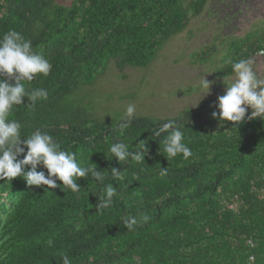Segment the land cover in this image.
Listing matches in <instances>:
<instances>
[{
  "label": "trees",
  "instance_id": "obj_1",
  "mask_svg": "<svg viewBox=\"0 0 264 264\" xmlns=\"http://www.w3.org/2000/svg\"><path fill=\"white\" fill-rule=\"evenodd\" d=\"M206 2L0 0V36L19 31L52 65L47 77L23 82L27 91L47 89L48 97L35 107L27 98L14 107L10 119L21 123V138L37 128L48 132L62 150L75 152L82 166L89 158L106 177L103 184L90 174L79 178L80 192L59 180V187L48 191L20 178L0 180V264H62V254L72 264H251L250 257L253 264H264V118L247 120L249 109L236 130L231 122L221 126L212 118L215 100L163 119L134 114L121 135L124 113L98 116L88 96L75 97L111 61L122 79L128 68H150L163 46L201 17ZM259 53H264V27L242 37L218 31L191 54V63L214 65L220 57L221 66L213 71L219 81L234 75V62ZM169 120L192 150L187 159L166 160V134H152ZM116 142L131 151L146 144L145 165L131 159L118 163L109 151ZM111 168L121 170V178H114ZM37 171L47 175L43 166ZM107 184L117 194L110 208L99 209ZM141 214L149 221L124 227L125 220Z\"/></svg>",
  "mask_w": 264,
  "mask_h": 264
},
{
  "label": "clouds",
  "instance_id": "obj_2",
  "mask_svg": "<svg viewBox=\"0 0 264 264\" xmlns=\"http://www.w3.org/2000/svg\"><path fill=\"white\" fill-rule=\"evenodd\" d=\"M253 65L252 59H240L232 64L234 82L226 85L224 77L225 92L217 98V110L212 112V118L218 119L221 126L223 122H231L232 128L236 130L245 121L249 109L251 112L247 120L264 118V79L254 71ZM51 69V63L43 54L35 51L32 42L19 31L9 30L0 36V180L20 178L29 186H47L45 191L59 187L56 183L59 180L62 186L73 192H80L82 188L77 183L79 178L90 174L94 181L103 184L105 171L98 170L97 165L90 163L89 158L87 166H82L77 161L75 152L62 150L52 135L39 128L27 138H21V123L10 119L14 107L23 105L25 98L29 107H35L38 100L47 99V89L27 91L23 82L33 81L38 74L47 77ZM212 83L203 77L202 86L207 90L206 94ZM135 111V105H128L125 113L127 119L119 124L121 135L131 126ZM152 134L155 137L166 134L162 141L166 160L178 155L187 159L193 155L185 142L183 131L174 120L164 123ZM139 144L143 142L137 145ZM109 151L118 163L131 159L145 165L146 144L138 151H131L130 145L116 142ZM21 156L23 158L18 159ZM38 166L47 169V175L43 171H37ZM160 171L162 175L166 174L167 167ZM111 174L114 178H121V170L111 168ZM104 193L98 200L99 209L111 207L112 198L117 194L116 187L112 184L104 185ZM149 219L147 214H141L139 218L133 216L125 220L124 227L132 230L134 226L146 223ZM61 258L62 264H72L67 254H62Z\"/></svg>",
  "mask_w": 264,
  "mask_h": 264
},
{
  "label": "rangeland",
  "instance_id": "obj_3",
  "mask_svg": "<svg viewBox=\"0 0 264 264\" xmlns=\"http://www.w3.org/2000/svg\"><path fill=\"white\" fill-rule=\"evenodd\" d=\"M71 1L58 0L66 5ZM263 27L264 0H207L201 17L192 20L186 31L170 39L150 68H128L124 72L126 78L122 79L111 61L92 82L82 85L75 97L79 101L88 96L98 116L108 112L116 118L125 114L130 104L136 106L134 114L157 119L174 116L185 107L214 105L225 92L224 83L234 82L235 75L224 83L218 81L213 78V71L221 66L220 57H216L214 65H193L191 54L210 44L218 31L223 36L242 37ZM253 61L254 71L264 79V53L254 56ZM203 77L213 82L208 94L202 86ZM190 87L194 91L186 92Z\"/></svg>",
  "mask_w": 264,
  "mask_h": 264
},
{
  "label": "built area",
  "instance_id": "obj_4",
  "mask_svg": "<svg viewBox=\"0 0 264 264\" xmlns=\"http://www.w3.org/2000/svg\"><path fill=\"white\" fill-rule=\"evenodd\" d=\"M261 54H262V53H259V55H261ZM256 55H258V54H256ZM256 55H255V56H256ZM250 263L253 264V258H252V257H250Z\"/></svg>",
  "mask_w": 264,
  "mask_h": 264
}]
</instances>
